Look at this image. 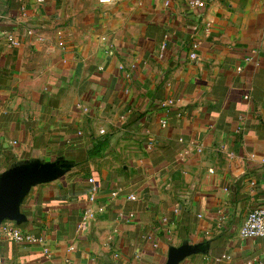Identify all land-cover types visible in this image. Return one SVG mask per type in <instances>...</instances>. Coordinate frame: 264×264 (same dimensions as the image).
Returning <instances> with one entry per match:
<instances>
[{
  "label": "crops",
  "instance_id": "crops-1",
  "mask_svg": "<svg viewBox=\"0 0 264 264\" xmlns=\"http://www.w3.org/2000/svg\"><path fill=\"white\" fill-rule=\"evenodd\" d=\"M204 1L0 0V174L71 164L0 264H264V0Z\"/></svg>",
  "mask_w": 264,
  "mask_h": 264
},
{
  "label": "water",
  "instance_id": "water-1",
  "mask_svg": "<svg viewBox=\"0 0 264 264\" xmlns=\"http://www.w3.org/2000/svg\"><path fill=\"white\" fill-rule=\"evenodd\" d=\"M70 169L71 164L66 161L43 162L33 159L0 174V225L7 219L18 224L26 221L27 217L21 206L31 188L56 180ZM199 251H204V247L187 242L179 247L172 246L165 264H179L187 256Z\"/></svg>",
  "mask_w": 264,
  "mask_h": 264
},
{
  "label": "built area",
  "instance_id": "built-area-1",
  "mask_svg": "<svg viewBox=\"0 0 264 264\" xmlns=\"http://www.w3.org/2000/svg\"><path fill=\"white\" fill-rule=\"evenodd\" d=\"M43 2V0H39ZM114 0H99L100 3H110ZM192 4L197 7L205 6L204 0H192ZM14 44H18L17 42L11 40ZM196 54L192 53L191 57H195ZM248 98L249 96H245ZM264 190V183H263ZM8 236L11 240L17 243H35L39 242L41 238L24 232L19 227L8 226L6 227ZM240 234L244 237L258 238L264 237V203L258 207L251 209L240 228Z\"/></svg>",
  "mask_w": 264,
  "mask_h": 264
}]
</instances>
